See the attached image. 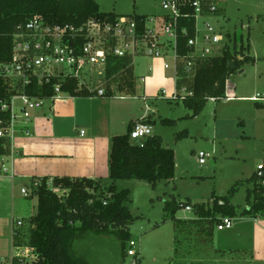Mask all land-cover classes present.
Wrapping results in <instances>:
<instances>
[{"label":"trees","instance_id":"trees-1","mask_svg":"<svg viewBox=\"0 0 264 264\" xmlns=\"http://www.w3.org/2000/svg\"><path fill=\"white\" fill-rule=\"evenodd\" d=\"M177 1L181 7L179 28L187 29V33L182 34L179 30L176 77L178 98L173 101L182 102L192 111L188 117H196L203 112L211 98H215V101L225 98L230 77L238 71L242 72L244 64L255 59L250 56L249 37L225 33L221 53L199 59L195 74L188 75L185 65L187 60L193 57L194 50L188 41L196 35L194 0ZM200 1L204 15L221 14L217 0ZM212 4H217L214 11L209 8ZM34 15H40L51 25H72L77 28L90 20L115 22L119 17L127 16L137 23L140 34L145 32L149 19V15L136 12L121 15L113 11H101L97 0H0V63L11 61L14 35L20 30L19 27L24 26ZM133 59L131 55L109 54L104 75V96L137 95V76L134 72ZM55 81L56 79L52 84ZM52 84L24 85L22 80L0 73V106L2 101L11 104L14 96L23 94L49 99L53 94ZM64 88L75 97L93 96L97 92L87 87L79 89L78 80L75 78ZM257 106L264 108L258 101ZM11 115L10 108L0 110V128L5 131V134L0 136V156L9 155L12 150V137L9 134ZM152 117L150 114L142 121L155 125L157 121L152 120ZM136 123L130 122L124 134L115 135L111 140L109 178L112 183L109 186L104 185L102 179L90 177L56 176L51 180L39 178L33 181L30 196L38 199L37 212L21 220L22 224L13 231L15 247L26 246L32 249L35 256L32 264H90L78 254L80 248L77 246L78 240L87 235L96 239L115 238L119 242L122 261L129 258L128 249L133 239L130 224L136 217L128 206L131 201L130 190H118L116 182L121 179H140L149 182L155 188L160 181L173 179L176 170L175 151L163 145L160 135L153 134L142 144L132 140L131 131ZM160 123L174 125L175 120L160 118ZM186 135L188 131H183L178 137ZM262 164V174L258 175L260 170L257 169L247 180L252 187L247 188L244 207L231 202V198L244 184L243 181H237L231 187L228 196H214L207 202L192 203L177 201L175 198L166 202L164 207L166 215L176 221L174 248L176 258L183 254L184 240L189 236H193L199 242L213 245L216 227L225 217L231 219L244 215L252 218L264 217V162ZM54 189L64 190L65 194L59 195ZM186 206L192 207L195 218L177 219L175 213ZM216 251L223 253L220 249ZM13 264L27 263L15 256ZM136 264H142L139 251Z\"/></svg>","mask_w":264,"mask_h":264},{"label":"rangeland","instance_id":"rangeland-1","mask_svg":"<svg viewBox=\"0 0 264 264\" xmlns=\"http://www.w3.org/2000/svg\"><path fill=\"white\" fill-rule=\"evenodd\" d=\"M221 14L217 17H200L199 28L204 20H208L223 33L238 37H249L250 56L255 61L244 64L242 72L238 71L230 77V91L234 93L232 99L208 100L203 112L196 117H188L192 111L182 102L168 99L175 91L174 60L173 68L166 71L169 86H155V94L146 93V84L141 76L151 75L148 66L155 57L137 54L134 61L146 67L138 80V91L135 97L126 100L136 111L145 109L144 98L147 99L150 113L157 123L153 134L160 135L163 145L172 148L176 155L175 176L169 181H160L155 188L140 179H121L116 182L117 189H129L131 201L128 206L136 220L130 224L132 240L137 243L142 264H264L248 252L251 245L253 230L259 226L258 218L244 215L233 219L234 227L219 231L215 230V247L223 251L219 253L210 243L199 242L193 236L184 240L183 254L175 256L176 221L168 217L165 204L175 198L177 201L192 203L207 202L214 196H228L231 187L237 181H243L240 189L231 198L235 205L244 207L246 192L252 187L247 180L264 162V108L257 106V100L252 97L260 94L264 96V0H217ZM101 11L130 15L134 12L156 17L159 21L167 13L163 7V0H97ZM148 25L153 23L148 22ZM172 53V52H171ZM169 63L172 59L169 58ZM96 69L94 85L103 87L104 75L99 77ZM172 80V81H171ZM166 90V95L158 94ZM153 96V97H152ZM134 98V99H133ZM263 103V100H259ZM47 101L41 108L49 110ZM23 106L22 96L13 99V113L21 115ZM38 108V109H41ZM37 109L30 110V113ZM160 118L175 120L174 125L160 123ZM183 131L188 135L178 137ZM123 130L119 134H124ZM144 140H138L141 144ZM209 154L206 163L198 160L199 152ZM103 183L109 186L112 181L103 178ZM59 195L64 190L56 191ZM29 207L37 206V198L26 197ZM30 211V210H27ZM37 208L33 210V214ZM26 213V212H25ZM24 213V214H25ZM10 220L7 229L0 232V264H11L15 254L12 248V221L17 226V217ZM175 217L181 220L195 218L193 210L184 207L178 209ZM166 218V220H165ZM263 218V217H260ZM165 220V221H164ZM257 220V221H256ZM159 225V226H157ZM259 235H256V238ZM234 240V242H233ZM248 241V242H247ZM77 246L85 260L90 264H131L130 258L122 261L119 242L112 237L93 238L90 235L78 240ZM233 251V252H230ZM17 252V251H16ZM230 252V253H228ZM242 252V253H241ZM33 257L29 258L31 264Z\"/></svg>","mask_w":264,"mask_h":264},{"label":"built area","instance_id":"built-area-1","mask_svg":"<svg viewBox=\"0 0 264 264\" xmlns=\"http://www.w3.org/2000/svg\"><path fill=\"white\" fill-rule=\"evenodd\" d=\"M163 7L167 11L164 14L166 17L163 15L160 21L156 17H149L148 22L153 23V25H148L147 22L143 34L138 32L137 23L127 16H121L115 22L90 20L79 28L72 25H51L40 15H34L30 18L15 33L12 59L8 63H0V73L22 80L24 85L31 83L47 85L52 84L54 79L56 81L52 84L53 94L49 99L30 97L27 94L20 95L23 99L21 114L24 118L29 120L30 110L43 107L47 101L54 102L72 97L73 95L64 87H67V83L74 78L78 80L79 89L87 87L90 90H97V94L103 96L105 90L101 86L94 85V78L97 77V68L99 69V77L105 75L109 54L131 55L133 57L137 54H145L155 58L171 54L175 62L174 69L177 77L179 30L183 34L187 33V29L179 28L181 7L177 0H163ZM193 7L195 9L196 35L189 39L188 44L194 50L193 57L188 59L185 65V70L190 76L195 74L196 63L199 59L218 55L221 53L224 44L222 41L223 33L208 20L203 21L202 29L199 28L198 19L207 17L203 13L202 2L194 0ZM209 8L214 11L217 4H212ZM183 93L185 94V91ZM234 96L232 93H226L225 98L232 99ZM14 97L11 99V104L2 101L0 106V110L11 109V125L9 127L11 137L13 123L17 116L16 113H13ZM177 98L178 94L175 91L170 99L175 100ZM211 99L215 100V98ZM252 99L264 101V96L257 94ZM4 134L5 131L0 128V136ZM152 135L153 126L143 121L137 122L131 131V138L135 142L145 140ZM207 157L209 154L203 151L198 154V160L201 164L206 163ZM262 167L263 164L258 165L260 170L258 175L262 174ZM0 169L7 171L4 163H0ZM22 191L26 196L30 195L27 189ZM185 209L190 211L192 207L186 206ZM21 224L22 221L19 220L18 225ZM233 224V219L225 217L217 225V228L218 230H225L232 228ZM136 247L137 243L132 240L128 249L131 264L137 263L138 249ZM16 256L28 264L29 258L34 254L20 248ZM32 262L33 260L30 263L32 264Z\"/></svg>","mask_w":264,"mask_h":264},{"label":"crops","instance_id":"crops-1","mask_svg":"<svg viewBox=\"0 0 264 264\" xmlns=\"http://www.w3.org/2000/svg\"><path fill=\"white\" fill-rule=\"evenodd\" d=\"M169 58L172 59L171 64L168 61ZM173 60L171 54L154 58L148 66L152 74L147 78L141 73L146 67L140 66V63L137 64L133 59L135 75L139 78L142 74L141 80L146 84L147 94H155L157 91L153 90L156 89V85L169 86L166 71L173 68ZM173 70L176 91V75L175 69ZM138 85L137 80V91ZM230 85L228 80L227 93L234 94L230 91ZM162 93L164 96L167 91L163 90ZM130 98L119 94L110 97L100 96L96 92L93 96H72L54 101L49 104V110L41 108L31 113L29 120L22 114L16 116L12 128L11 153L0 156V163H4L7 168V171L0 169L1 233L5 228L7 229L10 220L15 218V213L19 214L18 221L36 214L32 212L37 206L32 205L28 209L26 200L22 198V195L26 196L23 189H27L31 195L32 183L35 179L49 178L51 180L56 176H71L103 180L109 177V152L113 136L123 130L127 131L130 122L142 121L151 114L146 98L143 111H136L134 106L126 103V100ZM152 120L156 121L154 117ZM152 126L155 127V125ZM30 195L26 197L31 198ZM34 198L37 197H33L32 200ZM258 220L259 226L253 230L248 252L255 259L264 262V217ZM18 221L17 226L12 221V248L15 254L11 258V264L20 248L32 253L29 247L14 246L13 231L19 228ZM256 235H259V240ZM215 238L214 235V241ZM214 241V249H217ZM31 257L34 260L35 256Z\"/></svg>","mask_w":264,"mask_h":264}]
</instances>
